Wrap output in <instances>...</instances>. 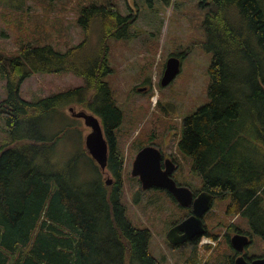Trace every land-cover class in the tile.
<instances>
[{
    "label": "trees",
    "instance_id": "obj_1",
    "mask_svg": "<svg viewBox=\"0 0 264 264\" xmlns=\"http://www.w3.org/2000/svg\"><path fill=\"white\" fill-rule=\"evenodd\" d=\"M160 1L166 6L173 2ZM0 2L10 7L17 3ZM204 6L206 40L201 44L213 51L209 102L183 119L177 151L191 157L201 189L215 199L228 198V215L253 218L264 180L255 185L251 177L243 179L255 175L257 159L249 149L243 156L245 137L238 122L244 112L251 117L264 113V0H206ZM78 14L85 37L66 51L32 41L20 43L16 54L0 50V72L8 85V95L0 100V264H162L150 249L152 230L134 224L123 203L126 149L118 129L125 114L106 79L113 72L110 41L129 38L136 16L123 15L117 0H90ZM245 69L249 74L243 76ZM63 72L81 77L84 84L37 100L20 96L28 77ZM71 101L100 119L112 184L97 164L94 176L85 179L78 157L66 162L59 154L67 129H77L75 119L68 121L61 111ZM56 116L65 124L51 132ZM254 120L264 141V117ZM254 231L259 232L255 224L250 234ZM220 234L208 231L214 238ZM201 237L192 240L185 264H235L232 247L224 253L216 247L202 262Z\"/></svg>",
    "mask_w": 264,
    "mask_h": 264
},
{
    "label": "rangeland",
    "instance_id": "obj_2",
    "mask_svg": "<svg viewBox=\"0 0 264 264\" xmlns=\"http://www.w3.org/2000/svg\"><path fill=\"white\" fill-rule=\"evenodd\" d=\"M89 1L13 0L14 3L17 2L13 7L0 2V50L16 54L20 43L32 41L40 45L51 44L66 51L85 37L83 28L77 22L78 9ZM117 1L123 15L136 16L129 38H113L110 41L109 61L113 72L106 77L125 114L118 129L119 138L126 149L123 203L134 224L152 230L150 249L162 264H185L194 244L186 241L180 244L181 247H173L168 241L167 232L189 216L188 208L177 202L165 189L142 188L140 179L132 176V166L139 151L138 145L153 144L176 163L177 169L173 177L178 184L190 186L197 191L202 187L201 178L191 169V157L178 152L176 143L183 119L209 102V69L213 51L201 44L206 40L202 23L208 7L204 6L206 0H173L167 6L160 0ZM172 53H182L185 56L181 59L178 75L171 83L163 86L161 79L167 59L175 56ZM248 74V69H245L242 75ZM83 84L81 77L69 72L38 73L23 81L20 96L27 100H37ZM142 87L145 89L141 90ZM7 95V79L0 72V100ZM252 98L253 102H260L257 97ZM70 107L92 113L76 101L67 103L61 109L63 116L69 117L68 121L75 119L77 129H67L65 138L58 144L59 154L66 162L78 157L81 175L90 179L95 173L93 163H98L88 153L85 141L93 129L84 123L83 118L73 116ZM256 115L264 117V113L254 112L251 117L250 113L244 112L238 127L245 137L240 145L243 156L248 155L249 149V154L257 159L255 175L245 174L243 179L251 177L253 183L258 185L264 180V141L257 134L258 126L254 124ZM64 124L56 116L50 123L51 132L58 131ZM2 126L4 127V123L0 120V127ZM129 146L132 152L128 150ZM101 174L104 179L114 178L108 170ZM259 195L253 218L241 213L234 217L228 215V198L214 199L212 207L204 216L207 231L198 244L202 262L214 251L224 253L231 250L227 237H232L235 232L249 235L251 225L254 224L259 232H253V242L246 248V252L255 257L264 256V186ZM208 231L221 234L214 238L208 235ZM249 237L251 239L250 235ZM238 255L240 253L236 252L234 263Z\"/></svg>",
    "mask_w": 264,
    "mask_h": 264
},
{
    "label": "water",
    "instance_id": "obj_3",
    "mask_svg": "<svg viewBox=\"0 0 264 264\" xmlns=\"http://www.w3.org/2000/svg\"><path fill=\"white\" fill-rule=\"evenodd\" d=\"M181 69V59L170 56L167 59L164 74L161 79L163 86L168 85L178 75ZM144 90L145 87L140 88ZM72 115L84 119V123L92 127L93 131L86 136V149L98 163L101 171H107L108 165V142L104 135L101 122L95 114L85 110L77 111L74 107L69 108ZM177 165L170 157L163 159V152L156 145L150 144L142 147L136 154L132 176L138 177L142 188L159 187L170 192L175 199L184 207L192 206L193 213L181 222L173 225L167 232L168 241L174 245L183 244L196 236H204L207 231L204 215L213 205L214 194L202 190L195 196L190 186L180 185L173 177ZM107 184H112L113 179H105ZM250 237L245 233H235L231 237V243L237 253L235 264H264V256L248 260L245 250L250 244Z\"/></svg>",
    "mask_w": 264,
    "mask_h": 264
},
{
    "label": "flooded vegetation",
    "instance_id": "obj_4",
    "mask_svg": "<svg viewBox=\"0 0 264 264\" xmlns=\"http://www.w3.org/2000/svg\"><path fill=\"white\" fill-rule=\"evenodd\" d=\"M165 158H168V156H166L165 154H163V159H165ZM179 184H181V183H179ZM201 190H204V189L202 188ZM201 190H198V191H197V190H193L195 196L198 195V194L201 192ZM177 202H178V201H177ZM187 208H188V210H189L188 214L191 215V214L193 213V208H192V206H189V207H187ZM207 212H208V211H207ZM207 212H206V213H207ZM206 213H205V214H206ZM187 216H188V215H187ZM187 216H186V217H187ZM204 216H205V215H204ZM205 220H206V219H205ZM206 223H207V220H206ZM251 226H252V225H251ZM237 232H241V231H240V230H237ZM235 233H236V232H235ZM241 233H243V232H241ZM248 233H250V231H249ZM249 235L252 237L251 234H249ZM196 237H197V236H196ZM196 237H194V238H196ZM194 238H193V239H194ZM229 238H230V244H231V247H232L233 253L236 254V250L234 249V247H233V245H232V243H231V237H229ZM193 239H190L188 242H192ZM251 239H252V238H251ZM250 244H251V242H250ZM250 244H249V245H250ZM249 245H248V246H249ZM248 246H247V247H248ZM245 255H246V258H247L248 260H252V259H254V258H256V257H259V256H256V257H255V255L253 256V255L248 254V252H246V250H245Z\"/></svg>",
    "mask_w": 264,
    "mask_h": 264
},
{
    "label": "built area",
    "instance_id": "obj_5",
    "mask_svg": "<svg viewBox=\"0 0 264 264\" xmlns=\"http://www.w3.org/2000/svg\"><path fill=\"white\" fill-rule=\"evenodd\" d=\"M213 240H217V239H213ZM213 243L215 244L216 242H215V241H213Z\"/></svg>",
    "mask_w": 264,
    "mask_h": 264
},
{
    "label": "clouds",
    "instance_id": "obj_6",
    "mask_svg": "<svg viewBox=\"0 0 264 264\" xmlns=\"http://www.w3.org/2000/svg\"><path fill=\"white\" fill-rule=\"evenodd\" d=\"M203 237V236H202Z\"/></svg>",
    "mask_w": 264,
    "mask_h": 264
}]
</instances>
